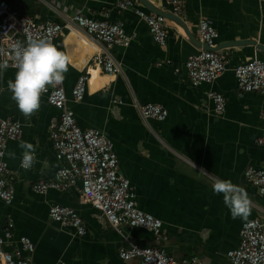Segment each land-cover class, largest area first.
<instances>
[{
	"label": "crops",
	"instance_id": "crops-1",
	"mask_svg": "<svg viewBox=\"0 0 264 264\" xmlns=\"http://www.w3.org/2000/svg\"><path fill=\"white\" fill-rule=\"evenodd\" d=\"M7 1L10 9L37 22L61 24L72 12L98 18L109 9L111 21H120L127 35L136 33L128 46L111 47L121 67L115 75L91 66L98 43L76 25L62 27L57 43L72 61L63 84L76 122L83 128H99L113 141L119 172L129 179L138 207L162 220L166 239L157 241L150 231L128 225L114 229L101 211L82 201L79 182L63 191L32 190V183L52 179L61 164L50 139L51 125L60 111L41 96L40 110L25 119L10 98L7 84L14 80L16 69L8 67L0 72V116L18 120L22 133L8 140L5 148L6 179L14 188L10 204L0 200V230L8 219L14 224L13 241L6 249L17 248V239L24 235L33 243L28 253L32 264H137L138 258L118 257L120 247L131 245L162 247L177 260L196 257L202 264H231L226 252L238 245V230L246 219H233L222 194H214L211 184L220 178L242 186L252 201L247 219L264 221V198L243 175L245 167L264 161V143L259 142L264 96L256 91L239 93L232 71L255 57L264 61V53L248 43L264 45V3L184 0L180 12L174 13L164 0H145L149 7L135 0L138 8L165 17L167 37L161 46L135 10L117 12L115 0ZM201 18L217 30L216 46L227 55L228 67L211 84L192 86L184 64L189 55L203 49L198 33ZM87 68L92 69V76L84 98L73 102L71 88ZM207 89L224 95L221 114L207 99ZM145 103L161 104L168 111L165 119H143L138 106ZM24 142L35 148L30 170L20 166ZM8 153H15V158ZM52 203L75 208L85 234L77 235L51 220L48 208Z\"/></svg>",
	"mask_w": 264,
	"mask_h": 264
},
{
	"label": "built area",
	"instance_id": "built-area-1",
	"mask_svg": "<svg viewBox=\"0 0 264 264\" xmlns=\"http://www.w3.org/2000/svg\"><path fill=\"white\" fill-rule=\"evenodd\" d=\"M174 13L180 12L184 0H164ZM264 3V0H258ZM117 12L134 9L147 25L153 41L158 45L166 43L165 17L161 14L148 13L136 6L135 0H115ZM110 10L105 9L100 17L93 18L78 12H72L61 24L51 21H35L25 13L10 9L7 0H0V62L8 61L9 68L15 69L12 59V46L16 42L26 44L29 39L44 38L57 43L62 27H79L86 35L98 43L97 50L91 55L92 67L104 73L115 75L121 67L112 56L110 49L114 45L128 46L136 35L125 33L120 21L109 19ZM200 40L207 45L188 56L185 61L187 79L190 85L211 84L228 67L227 55L216 47L217 30L204 18L198 22ZM239 93L256 91L264 96V61L253 58L232 67ZM92 69L87 68L76 78L70 91V99L79 102L84 98ZM205 95L213 104L216 113L224 111L226 99L216 90L207 89ZM47 103L59 109V118L52 123L50 139L55 158L61 163L50 180H38L32 183V190L46 193L49 189L67 190L80 183V195L84 203H89L101 211L110 225L120 231L122 225L138 227L150 231L157 241L166 239L162 232V220L140 209L135 192L128 178L118 170V156L113 141L96 127H80L76 122L73 109L68 106V96L64 84L52 87L42 94ZM118 102V99H113ZM143 119L163 120L168 114L161 104L145 103L138 106ZM262 134L259 142L264 143V110L259 114ZM22 125L11 117L0 116V200L10 204L14 198V188L6 176L9 172L5 160V148L8 140L21 136ZM22 159V157H21ZM20 159V166H21ZM244 178L251 183L264 198V161L260 166H247L243 170ZM51 220L64 228L74 230L77 235H84L85 224L77 210L68 205L52 203L48 208ZM14 224L8 219L0 230V264H32L28 253L33 250V243L27 236H20L19 246L7 250L6 245L13 241ZM239 243L226 252L231 264H264V221L260 218L244 220L239 227ZM118 257L122 260L138 258L137 264H202L196 257L177 260L165 253L162 247L155 245L120 247Z\"/></svg>",
	"mask_w": 264,
	"mask_h": 264
},
{
	"label": "clouds",
	"instance_id": "clouds-1",
	"mask_svg": "<svg viewBox=\"0 0 264 264\" xmlns=\"http://www.w3.org/2000/svg\"><path fill=\"white\" fill-rule=\"evenodd\" d=\"M14 80H9L7 88L11 100L15 102L19 113L30 119L41 107V96L50 86L62 85L65 74L69 71L72 61L53 43L44 38L29 39L26 44L16 42L12 46ZM8 61L0 62V72L8 69ZM21 167L30 170L35 162V148L31 143H21ZM4 152H0L3 157ZM15 158V153H8ZM212 192L223 197V204L228 208L233 219H247L251 213V204L246 190L231 180L215 178L211 184Z\"/></svg>",
	"mask_w": 264,
	"mask_h": 264
},
{
	"label": "water",
	"instance_id": "water-1",
	"mask_svg": "<svg viewBox=\"0 0 264 264\" xmlns=\"http://www.w3.org/2000/svg\"><path fill=\"white\" fill-rule=\"evenodd\" d=\"M141 2L144 4V6L149 7V3H148L147 1H145V0H141ZM160 14H161V13H160ZM165 16H166V15H165ZM189 37H190V35H189ZM190 39H192V38L190 37ZM236 42H240V41H236ZM242 42H244V41H242ZM248 43H251V44L255 45L256 48H257L259 51H261V52L264 53V45H259V44H257L255 41H253V42H248ZM236 44L238 45V44H242V43H236ZM202 47H203V49L208 48L207 45H206L205 43L203 44ZM215 48H218V45H217Z\"/></svg>",
	"mask_w": 264,
	"mask_h": 264
}]
</instances>
